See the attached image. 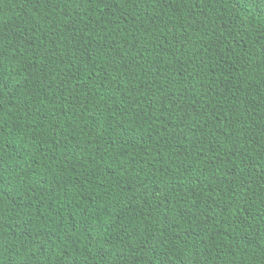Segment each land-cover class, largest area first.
<instances>
[{"label":"trees","instance_id":"obj_1","mask_svg":"<svg viewBox=\"0 0 264 264\" xmlns=\"http://www.w3.org/2000/svg\"><path fill=\"white\" fill-rule=\"evenodd\" d=\"M0 264H264V0H0Z\"/></svg>","mask_w":264,"mask_h":264}]
</instances>
